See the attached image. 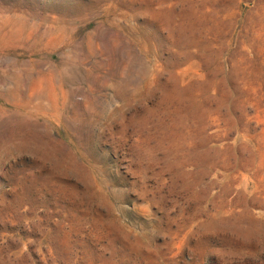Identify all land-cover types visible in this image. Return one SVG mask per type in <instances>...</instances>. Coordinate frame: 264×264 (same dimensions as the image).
Here are the masks:
<instances>
[{"label": "rangeland", "instance_id": "374dc122", "mask_svg": "<svg viewBox=\"0 0 264 264\" xmlns=\"http://www.w3.org/2000/svg\"><path fill=\"white\" fill-rule=\"evenodd\" d=\"M0 264H264V0H0Z\"/></svg>", "mask_w": 264, "mask_h": 264}]
</instances>
